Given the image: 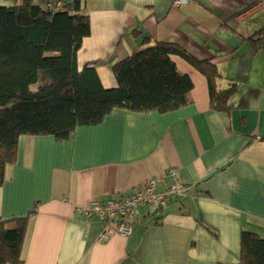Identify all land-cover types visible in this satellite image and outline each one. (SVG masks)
<instances>
[{
  "label": "crops",
  "instance_id": "1",
  "mask_svg": "<svg viewBox=\"0 0 264 264\" xmlns=\"http://www.w3.org/2000/svg\"><path fill=\"white\" fill-rule=\"evenodd\" d=\"M80 1L90 33L77 66L92 64L105 88L117 85L112 64L149 37L211 61L219 87L232 82L235 90L228 109L211 107L206 78L175 56L193 84L187 105L163 113L115 108L64 139L21 135L0 185V218L33 211L23 264H237L241 232L264 237V0ZM150 179L156 192L175 182L181 191L161 207L137 206L121 219L126 235L113 229L119 219L106 227L80 211ZM105 227L108 238L99 241Z\"/></svg>",
  "mask_w": 264,
  "mask_h": 264
},
{
  "label": "trees",
  "instance_id": "2",
  "mask_svg": "<svg viewBox=\"0 0 264 264\" xmlns=\"http://www.w3.org/2000/svg\"><path fill=\"white\" fill-rule=\"evenodd\" d=\"M89 33L90 18L80 0H18L0 6V185L16 160L21 135L64 139L78 126L101 122L115 108L163 113L190 103L193 84L178 70L175 56L206 78L211 107L229 108L235 84L220 88L215 64L149 37L112 64L117 85L105 88L92 64L77 66L78 50ZM31 213L0 218V264H23ZM237 264H264V237L242 231Z\"/></svg>",
  "mask_w": 264,
  "mask_h": 264
},
{
  "label": "built area",
  "instance_id": "3",
  "mask_svg": "<svg viewBox=\"0 0 264 264\" xmlns=\"http://www.w3.org/2000/svg\"><path fill=\"white\" fill-rule=\"evenodd\" d=\"M187 0H172L173 5H179ZM175 170H169V173L174 174ZM155 179H150L135 187L129 194L118 196L117 198L109 199H93L86 207L80 211L87 217L95 216L99 220L105 222L106 227L110 223H115L114 231L126 235L130 232V226L121 221V219L130 217L134 209L139 205L153 204L155 206H163L173 195L181 191L182 185L178 182L170 185L165 191H155ZM106 227L100 231L98 240L103 241L108 238Z\"/></svg>",
  "mask_w": 264,
  "mask_h": 264
},
{
  "label": "rangeland",
  "instance_id": "4",
  "mask_svg": "<svg viewBox=\"0 0 264 264\" xmlns=\"http://www.w3.org/2000/svg\"><path fill=\"white\" fill-rule=\"evenodd\" d=\"M33 87V86H32ZM34 88V87H33Z\"/></svg>",
  "mask_w": 264,
  "mask_h": 264
}]
</instances>
